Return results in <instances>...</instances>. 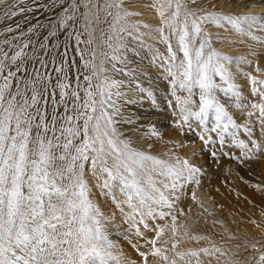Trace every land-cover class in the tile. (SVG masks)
Here are the masks:
<instances>
[{
	"label": "rangeland",
	"instance_id": "1",
	"mask_svg": "<svg viewBox=\"0 0 264 264\" xmlns=\"http://www.w3.org/2000/svg\"><path fill=\"white\" fill-rule=\"evenodd\" d=\"M125 1L0 0V264H82L74 254L61 260L64 243L68 254L75 243H88L93 252L84 251V257L99 253L102 261L103 243L119 256L110 264H127L122 260L125 251L116 249L122 240L132 250L130 264H264V184L256 181V165L264 166L260 118L250 115V107L242 121L229 111L238 97L229 74L219 70L221 84L192 80L189 67L175 70L172 51L156 49L162 45L149 50L127 16ZM166 1L169 13L174 9L178 16L177 28L187 19L197 27L190 26V33L203 31L190 5ZM209 1L227 14L226 0ZM242 1L232 0L231 5ZM258 1L264 0L244 4ZM164 2L148 0L153 13ZM205 45L210 52L209 39ZM153 50L157 53L151 54ZM162 63L166 74L157 70ZM148 64L154 65L156 72H151L161 85L143 89V126L151 124L146 118L154 126L143 135V152L136 153L148 166L140 185L130 168L134 162L126 163L135 151L122 153L132 121L129 113L118 111V102L125 98L124 86L142 89L138 81L148 79L143 72ZM105 72L121 76L119 82L104 81ZM80 78L90 97L86 105L80 102L85 90ZM170 88L176 92L172 99L163 90ZM263 109L264 104L259 112L264 117ZM98 114L113 130L96 125ZM116 134L122 139L120 148ZM75 146L71 166L68 151ZM92 155L99 160L93 170L97 185L84 177ZM87 181L94 187L91 198ZM186 196L196 204L194 213L181 204ZM209 206L228 211L247 228L237 236L234 225L225 221L228 237L211 233L208 224L199 223L203 215L211 218ZM34 231L40 232L43 247L18 252L15 240ZM53 252L57 257L50 256Z\"/></svg>",
	"mask_w": 264,
	"mask_h": 264
},
{
	"label": "bare ground",
	"instance_id": "2",
	"mask_svg": "<svg viewBox=\"0 0 264 264\" xmlns=\"http://www.w3.org/2000/svg\"><path fill=\"white\" fill-rule=\"evenodd\" d=\"M93 1L97 2L98 4L101 0H93ZM176 1H180L179 3H184L185 5L191 6L190 9H192L194 13L196 14V17L199 18V21L201 23V24L199 23L200 24L199 26H202V28L204 27L203 31L201 32L200 30L199 31L196 30L190 33L188 31V28H190V26L194 24L193 30L197 29V27L195 23H192L190 21H188L187 23L186 21L187 19L186 20L183 19L180 27L177 28L176 25H177L178 16L175 15L174 9L173 11H170L171 14L169 13L170 8L167 5L166 0L165 2L164 0H159V2H164L165 5L162 3L158 4L157 6L158 9L155 13H153V10H152L153 5H151L153 4V2L150 4L148 3V0H126L125 3L128 5L127 6V11H128L127 16L129 17L130 21L133 22V26L135 27L136 33L139 36H142L140 41L142 43L145 41V43H147V45L145 46L149 47V50L151 48L157 47L158 45L160 46L162 45L161 48L158 47L156 49L157 50L162 49L164 51H172L176 55L175 70H178L180 72H183V71L185 72V69L189 67V72L190 70H192V72L190 73V78L192 80L197 79V80H201L202 82L206 80L208 81V83L214 82L215 84H221L219 83L220 80H218L219 72H220L219 70L224 71L225 73L229 74L230 77H232L234 80V89L232 88L233 86H231L230 83L228 84L232 88L233 92L238 94V97H235L234 99V103H233L234 105L232 107L231 106L228 107L229 111H231V113L235 117L239 116L241 118L240 121H242L244 120L245 117H247V114L249 111V110H244V109L248 107H250V109L252 108V112L250 115L260 118L259 121L257 122V125H258L257 129H258V132L264 136V119H262L264 117L262 116V114L259 115L260 108L263 107V104H264V1H260V2L258 1L254 4L250 3L251 5L246 3L247 4L246 5L244 4L245 2L244 0L242 1L243 3L241 2L242 4L240 5H238L239 3L236 4L235 2H234L235 4L231 5L232 0H226L223 2V5L226 3L227 5H230V6H228L229 9L225 16H224L225 13L220 14L219 8H217L218 9L217 11L214 3L209 0H176ZM219 1H223V0H219ZM221 4L222 3H220V5ZM175 7H176V4H175ZM176 10L177 9H175V12ZM151 12L153 14H151ZM143 13H147L148 15L143 16ZM239 23L243 25L244 28L238 27ZM143 38H145L146 40H143ZM207 39H209L211 45L213 46L210 52H207L206 50L205 44H206ZM154 53H157V51L156 50L151 51V54H154ZM195 54H197V57H196L197 59L195 58L196 61L195 60L192 61L193 55ZM213 54L216 55L215 60L210 59V58H213ZM209 56H212V57H209ZM205 60H208V61L210 60L209 64L206 63ZM248 61H253L254 63L253 66L246 67L245 63ZM162 65L163 63L161 64V66ZM144 66L145 65H143V67ZM137 69L140 70L141 67ZM157 70H159L160 72L162 71L163 74H166L167 65L164 64L162 68L160 69L157 68ZM151 71L156 72L154 65L153 66L152 64L146 65L143 72L145 73V75H147L148 79H143L142 82L140 80L138 81L142 89H133L132 85L124 86L125 88L124 97L125 98L124 99L120 98L118 102V105H120L118 111L120 113H124V112L129 113V115L131 116V121H132L130 130H128L129 131L127 135L128 137H126L127 144L124 143L127 145L126 146L127 150H126V153L125 152H122V153L124 156H127V153L130 154L131 150L135 151L134 152L135 154H133L132 159H128L126 163L130 164L131 162L132 163L134 162V164H132L130 168L132 169L133 173L137 174L136 179L138 181V184L140 185L141 183L139 180H143V167H144V171H146L148 169V166L143 162V160L137 154H140L141 152H143V149H144L143 148V135L152 133L153 132L152 128L154 126V123H152V120L150 118H146L145 121L147 122L149 120L151 124L148 126L147 125L143 126V118H144L143 117V106H140V104H143V89L146 91H149L150 89L156 87L157 85H161L160 84L161 79L159 80V76ZM186 73H187V70H186ZM104 76H105L104 81H110V82L113 81V83L119 82L118 78H121V76L119 75L113 76L112 74H109L108 72H105ZM177 76L180 77L181 75L178 73H175V77ZM161 77L162 76H160V78ZM80 79H81L80 88L85 89L83 91L84 94L82 93L84 96L82 95V97L80 98V102H81V105H84V104L86 105L88 102L87 98H90V97L88 95V90H87V87L85 86L84 80H82V78ZM214 87H217V86L214 85ZM78 89L79 87L77 86L75 88V91L79 96L80 94L78 93ZM102 90H105V88L103 87ZM163 90H164V94H166L165 96H167V93H168V96H167L168 99L174 98L173 94H175L176 92H174L171 88L170 90L169 89H166V90L163 89ZM200 91L202 90H199V92ZM89 92H90V89H89ZM229 95L231 97V94ZM133 96L135 97L140 96V99L135 100V98H132ZM148 97L149 96H147V98ZM77 99L79 100V97ZM241 99L244 100L243 103L240 101ZM238 101L240 103H238ZM237 104H241V105H237ZM98 116H99V121L98 123H96V125H106L110 130H113L111 125L109 124V121L106 118L103 119V114H100V115L98 114ZM119 121L122 122L121 117ZM259 124L261 125V127H259ZM121 128L123 127L121 126ZM113 137L116 138L117 148H120V144H121L120 141H122V139H120V135L116 134ZM75 148L76 146L73 148H70V150L68 151L70 152L68 159H70L69 161H70L71 166L73 165L74 161L76 160V156H77V153H74L73 151ZM94 148L99 151V148L97 146H95ZM115 155H117L116 152H115ZM130 160H133V161H130ZM221 162L223 163V161ZM98 163H99V160H96L94 155H92L91 159L87 162V165H86L87 170L84 173V177L89 181H93L95 185H97L98 182H97V179L93 175V170L94 168H97ZM256 166H257L256 171L257 173L259 172L260 177L256 178L258 180H256L255 178L254 179L257 181V183L264 184V180L262 176V173H263L262 169L264 168V166L261 164H257ZM89 181H87L90 187V192L88 193V197L91 198L92 197L91 189H94V187ZM18 184L20 183H17V186ZM5 187H6V184H5ZM96 191L100 193L99 188ZM108 191H109V188H108ZM166 194L168 195L169 193L166 192ZM171 195L172 194L170 192L168 196L170 197ZM181 204L191 207V212L194 213L196 204L193 203L192 199L186 196L181 199ZM202 206H203L202 208L204 209L205 205H202ZM221 209H218V210H213L212 208L209 209L208 211L211 215V218H207V216L203 215L199 223L208 224L209 225L208 229L211 233L215 232L217 234H224L225 238L228 237V235H226L228 230L225 228L228 226V224L234 225L235 230L233 231V234H236L237 236L241 235V231L247 228V223L244 221L241 222V219L236 218L235 216L231 215L228 211H226L227 214L220 213ZM81 232L82 231H79V233ZM39 233H40L39 231H34L32 233L33 235L28 238L24 237V238L16 239L14 242L15 243L14 245L16 247L17 245L18 246L20 245L18 247L19 251L17 249L16 250L21 253L22 251H24L25 253L29 254V251L35 248L34 247L35 245L43 247V244H40L38 240ZM135 243L137 245V242ZM128 244L129 242H127L126 240H122V242L119 244V247L116 249L118 250V252L125 251L126 255L130 256L132 253L131 252L132 250L129 248ZM63 245L64 246H62L60 252L58 253V255L62 258L61 260L65 259L67 255L69 256V255L74 254L76 256V260L78 259V256L82 258V261H83L82 264H110L112 260H115V258L117 259L119 257L117 255L115 257L114 253H112L114 251H112L110 246H108L109 248L108 247L106 248V246H104L103 243H101L100 245L101 246L100 251L106 253V258H105L106 260H103V261L99 253L94 254L92 256L90 255V257H88L89 259H87V257H84V251L90 254L91 252H93V248L88 243L80 247H78L77 244L75 243L76 247L73 246V249L75 251L72 250L70 254H68L69 245L67 243H64ZM26 247L28 248L26 249ZM48 248L51 249L50 246H48ZM140 248L142 249V247ZM50 256L55 258V256L57 257V254L53 252L52 254H50ZM127 256L126 258L124 259L121 258V259L123 260V263L130 264L129 260L127 259ZM45 257H48V256H45ZM38 258L42 259L43 261L46 260L42 258L41 256H39ZM60 262L61 261H59V264ZM121 262L122 261H120V263ZM45 264L47 263L45 262Z\"/></svg>",
	"mask_w": 264,
	"mask_h": 264
}]
</instances>
